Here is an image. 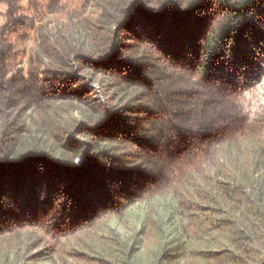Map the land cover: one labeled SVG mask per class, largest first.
Masks as SVG:
<instances>
[{"label":"rangeland","instance_id":"obj_1","mask_svg":"<svg viewBox=\"0 0 264 264\" xmlns=\"http://www.w3.org/2000/svg\"><path fill=\"white\" fill-rule=\"evenodd\" d=\"M0 264H264V0H0Z\"/></svg>","mask_w":264,"mask_h":264},{"label":"trees","instance_id":"obj_2","mask_svg":"<svg viewBox=\"0 0 264 264\" xmlns=\"http://www.w3.org/2000/svg\"><path fill=\"white\" fill-rule=\"evenodd\" d=\"M232 35H233V34H232ZM257 82H258V78L251 79V80H246V81L244 82L243 86H244L245 88L250 89V88L255 87L256 84H257Z\"/></svg>","mask_w":264,"mask_h":264}]
</instances>
